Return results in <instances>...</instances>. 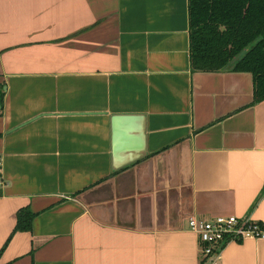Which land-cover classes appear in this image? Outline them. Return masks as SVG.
I'll use <instances>...</instances> for the list:
<instances>
[{
  "label": "crops",
  "instance_id": "obj_1",
  "mask_svg": "<svg viewBox=\"0 0 264 264\" xmlns=\"http://www.w3.org/2000/svg\"><path fill=\"white\" fill-rule=\"evenodd\" d=\"M252 92L191 72L187 0H0V248L34 215L0 264H206L188 216L264 228ZM216 264H264V239Z\"/></svg>",
  "mask_w": 264,
  "mask_h": 264
},
{
  "label": "trees",
  "instance_id": "obj_2",
  "mask_svg": "<svg viewBox=\"0 0 264 264\" xmlns=\"http://www.w3.org/2000/svg\"><path fill=\"white\" fill-rule=\"evenodd\" d=\"M187 10L191 72H248L250 105L264 100V0H187ZM33 216L28 206L16 211L0 254L14 233L31 231Z\"/></svg>",
  "mask_w": 264,
  "mask_h": 264
},
{
  "label": "built area",
  "instance_id": "obj_3",
  "mask_svg": "<svg viewBox=\"0 0 264 264\" xmlns=\"http://www.w3.org/2000/svg\"><path fill=\"white\" fill-rule=\"evenodd\" d=\"M186 225L187 229L197 237L198 253L204 258L206 264H216L221 256L222 248L229 242L264 239L263 225L249 216L203 218L190 215L187 217Z\"/></svg>",
  "mask_w": 264,
  "mask_h": 264
},
{
  "label": "water",
  "instance_id": "obj_4",
  "mask_svg": "<svg viewBox=\"0 0 264 264\" xmlns=\"http://www.w3.org/2000/svg\"><path fill=\"white\" fill-rule=\"evenodd\" d=\"M118 119H121V118H119L118 115H115V116H114V121L117 122ZM139 119H140V118H139ZM141 128H142V127H141Z\"/></svg>",
  "mask_w": 264,
  "mask_h": 264
},
{
  "label": "rangeland",
  "instance_id": "obj_5",
  "mask_svg": "<svg viewBox=\"0 0 264 264\" xmlns=\"http://www.w3.org/2000/svg\"><path fill=\"white\" fill-rule=\"evenodd\" d=\"M246 51V50H245ZM245 51H243L241 54H243Z\"/></svg>",
  "mask_w": 264,
  "mask_h": 264
}]
</instances>
